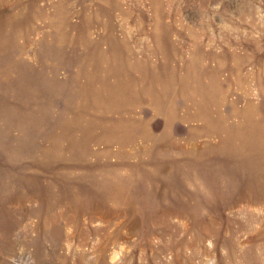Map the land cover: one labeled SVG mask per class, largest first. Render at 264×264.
I'll return each mask as SVG.
<instances>
[{"label":"rangeland","instance_id":"1","mask_svg":"<svg viewBox=\"0 0 264 264\" xmlns=\"http://www.w3.org/2000/svg\"><path fill=\"white\" fill-rule=\"evenodd\" d=\"M0 264H264V0H0Z\"/></svg>","mask_w":264,"mask_h":264}]
</instances>
